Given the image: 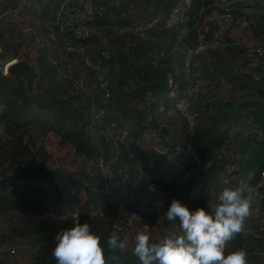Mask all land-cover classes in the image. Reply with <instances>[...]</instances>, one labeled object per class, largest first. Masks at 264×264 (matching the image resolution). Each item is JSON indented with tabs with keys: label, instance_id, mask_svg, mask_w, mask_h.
<instances>
[{
	"label": "trees",
	"instance_id": "trees-1",
	"mask_svg": "<svg viewBox=\"0 0 264 264\" xmlns=\"http://www.w3.org/2000/svg\"><path fill=\"white\" fill-rule=\"evenodd\" d=\"M30 1L33 0L25 1L26 4L19 8L16 1L9 0L8 4L0 6V11L6 10L8 5L11 12L25 16L21 11L30 4ZM91 1L94 5H103L105 2V0ZM176 1L178 0H138V5H143V18H147L149 5L156 12L166 13ZM212 1L190 0L193 21L207 13L205 11L197 15L201 3L210 4ZM62 2L63 0H40L42 8L39 7V4L34 3V8L40 11V16L33 17L30 24L32 30L25 33L26 36H23L22 31L19 30L23 36V42L17 45L20 48L17 53L19 55L23 52V57L30 56V54L34 55V62H36L39 73L33 93H25L22 81H14L8 76L0 75V126L2 127L0 129V219L2 217L6 221L8 217L14 218L10 222L12 229L9 230L7 238L21 241L30 248V251L33 252L29 256L31 264H56L51 254L55 245L54 238L61 229L72 226V214L74 212L79 213L81 223H88L91 230L101 237L106 264H131L129 260L135 256L126 250L132 249L133 246H128L126 252L119 249L113 250L107 246L108 236L113 232L118 233L117 229H113L119 220L114 207L119 205L121 197V175L118 170L113 171L112 169L110 174L102 176L95 172V165L91 168V174L74 168H69L66 171L53 169V158L47 149L51 143L49 140L54 137L58 140V147L66 149L65 159L74 161L69 156L72 149L77 156L83 155L82 160L87 159L95 162L94 159L99 154L93 146L88 144L87 107L101 98V92L93 90L92 101L83 99L78 95H71L66 90L69 81L60 76L65 68L62 66V69L56 70V67L46 62L41 51L30 53L33 51L35 42L36 21L41 23L51 16L55 18L58 6ZM130 2L131 0H126L123 7L113 10V15L117 17L116 20L96 17L90 24L93 27V33L88 34L85 40L76 39L75 33L71 29L67 33H55L56 39L59 40V36L68 37L72 43L85 47L86 53L94 59L97 57L98 50H101L102 36H110V31L114 28L131 27L132 22L139 18L135 11L129 12V19L127 20L123 16L119 17V15L126 13ZM18 9H20L19 12ZM25 13L27 12L25 11ZM235 24V27L238 28L241 23ZM158 27L154 26L148 30L147 38L143 40L128 32L125 39L119 43L120 46H126L131 41V45L126 48L127 51L122 53L121 48L117 47L116 51L121 53H117L114 60L105 63V66H108L110 78L107 92L111 93V98L108 100V105L115 112L114 120L121 127L126 123L129 126L126 146L140 164H143L148 157L154 158L147 154L148 151L145 150L143 153L138 150V147H143L147 143L149 125L147 128L144 126L146 119L150 117L152 120L154 119L152 103L147 105L145 94L146 91H149L152 97L157 96L162 89L164 75L167 72L179 71L178 66L172 64L171 49L175 37L185 26L180 24L170 30H161ZM99 28H102L103 32H99ZM242 30V36H235L233 32L230 38L249 39L250 33H246L247 28ZM196 39L194 29L183 38L188 46L193 45ZM253 41L255 42V40ZM17 53L14 57L18 56ZM69 55L67 61L69 58L77 60L71 54ZM207 56L212 57L209 65L211 61L212 63L215 61L214 65H216L217 56L224 59L225 53L208 52ZM174 64L177 65L178 62ZM259 68L261 70L256 68L252 72L255 77L250 74L245 75L250 77L247 86L241 84L239 85L241 89L237 85L235 86L237 95L240 91L241 94L243 92L249 93L248 96L251 94L255 100L241 101L242 103L236 104L231 103L235 100H230L224 106L219 104L218 107L216 103L203 102L197 108L200 111L198 128L206 125V122L213 118L214 113L216 115L222 110H229L232 113L243 111V114L252 117L259 130L264 131L263 65L261 64ZM75 69L77 72L83 70H80L79 65H76ZM134 76L139 79V83L134 82L132 85L129 82ZM175 77L178 78L179 76L176 75ZM200 78L202 79V77ZM90 79L91 77H89V81ZM208 97L210 98L211 95ZM36 110L45 111V119H49L48 112H54L52 114L53 121L45 122L44 119L39 118ZM139 114L141 121L138 124ZM129 119L131 122H128ZM100 129L103 131L105 127ZM97 140L99 144L103 145L100 136ZM198 140V143L211 141L207 134L199 137ZM36 142H39L40 145ZM28 145L36 148L31 150ZM46 145H48L47 148H45ZM204 147L206 148V145ZM104 148V157L110 155L114 160L123 164L128 152L122 149L114 157L110 149ZM242 152H247L248 155L246 167L264 172L263 141L246 140L243 143ZM145 154L147 157H143ZM142 170H145V167ZM106 179L108 195L102 192ZM168 179L172 181L175 178ZM90 182L92 183L91 186L89 185ZM176 184L177 181L174 180L171 186L176 187ZM157 185L160 193L158 195L151 194L154 198H167L169 196L168 191H175L169 186L168 180H161ZM140 188L142 190V187ZM262 196H264V187L254 192V198ZM172 197L178 200L177 193L173 194ZM197 197L200 201L194 206L203 208L209 204L212 208L205 193H198ZM247 238L248 236L237 234L228 244L231 243L233 247L236 246L241 249V242L243 243Z\"/></svg>",
	"mask_w": 264,
	"mask_h": 264
},
{
	"label": "built area",
	"instance_id": "built-area-1",
	"mask_svg": "<svg viewBox=\"0 0 264 264\" xmlns=\"http://www.w3.org/2000/svg\"><path fill=\"white\" fill-rule=\"evenodd\" d=\"M8 1L9 0H0V6L6 4ZM14 1H16L18 7L21 8L22 5L26 4L25 1L27 0ZM253 1L260 5H264V0ZM247 2L248 0H218L213 7L201 5L197 11V15L205 11L207 13L201 19L198 18L193 21V12L190 11L189 0H178L174 2L166 13H160L159 11L156 12V10L154 11L149 5V14L147 15V18H143V5H138V0H131L128 4L126 13L119 15V17L123 16L127 20L129 19V12L135 11L139 18L132 22L131 27L127 26L121 29L114 28L110 31V36H102L101 50H98L97 57L92 59L95 62V64L92 65L90 60L92 56L86 53L85 47L80 44L72 43L68 37L59 36V40H57V35L55 33H67L68 30L71 29L75 33L76 39L80 38L85 40L87 39L88 34L93 33V27L90 26V24L96 17H105L106 19L109 18L110 20H116L117 17L113 15V10L123 7L126 0H105L103 5H94L91 0H83L81 5L75 4V0H63L58 6L55 18L53 17L51 19L52 23H50L48 19L45 22H36L35 42L32 52H43L46 62H49L52 66L56 67V70L62 69V66L65 64L63 66L65 70L60 76L65 78V76L68 77L69 74L71 75V79H68L69 85L66 90L71 93V95H78L89 101H92L93 99V90L100 91L102 95L97 102L91 103L89 107H87V119L89 120L88 142L98 151V157L94 159L95 162L83 159L82 162L76 163L71 159H65V156H59L60 162L58 163V169L65 171L69 168H74L75 170L81 169L84 173L91 174V168L95 165V172L102 176H106V174H110V171L113 169V164L117 163L118 165H121L118 160H114L110 155L104 157V147L110 149L113 156L116 157L118 155L119 147H126L125 141L129 136V126L127 123L121 127L114 120L115 112L110 109L108 105V100L111 98V94L107 92V89H109L110 78L108 74V66H105V63L114 60L117 53H125L127 51V45L120 46L119 43L125 39L128 32H130L132 36L143 40L147 38V31L154 26H159L158 29L161 30H170L180 24L185 26L179 35L175 37V42L171 49V53L173 54L172 64L178 66L179 71L167 72L164 76V80L169 92V98L172 100L171 105H173L178 111L179 120L181 119L184 123L187 136H191L198 120L199 110L191 112L187 100L174 99L173 92H176L177 88L174 78L178 75L179 77L177 78V81L179 79L186 83L187 94L189 96L201 92L203 87L210 82V80L205 79L204 75L206 74L211 76L212 83L210 84V90H213L218 94L215 99L223 96L224 93L229 90L230 86L221 78L220 73L211 63L208 68L203 67L202 59L206 56L210 46L214 49L219 48L221 40L228 35L229 31L232 29L233 19L230 12L238 5L245 6ZM19 11L20 9H18V12ZM11 14L18 16L16 12H11ZM212 20L219 21L221 26L212 36L210 44H203L198 41L196 45L188 46L184 42L183 38L189 31L193 29H202L205 21ZM242 25H245V23H242ZM98 31L103 32V29L99 28ZM241 42L245 41L232 40V44L236 45L241 44ZM129 43L131 44V41H129ZM246 44L248 45L244 46L246 49V57L253 58L254 56L253 61H255L256 58H264V45L255 47L249 42V40H246ZM117 47L121 48V52L116 51ZM69 54H71L72 57L77 58V60L69 58L67 61V56H70ZM13 61L15 60L6 63L5 67ZM175 62H178V64L175 65ZM99 63L101 64L99 65ZM69 65L73 66L71 70H69ZM76 65L80 66V70L84 67H88L91 70V74L94 75V78L92 79L91 77L90 81L85 82L80 76L81 72L76 71ZM200 77H202V79ZM134 82L139 83V79L136 78V76H134L129 83L134 85ZM218 88L221 89L217 90ZM145 95L147 98V105L148 103H152L153 106L154 97L151 96L152 94L147 91ZM166 116L169 118L171 117V119L176 118V114H173L171 110L166 112ZM103 126L105 129L102 131L99 128ZM251 128V121L248 120L243 130H245V132H251ZM258 135H260V133H258ZM99 136L105 146L99 145L97 140ZM144 148L148 151L147 154L152 153L155 156H164L168 150L166 147H163L162 145L160 146L157 138H154L151 133L147 134V143ZM185 153L192 161H196L194 154L187 145ZM220 154L225 156L223 149L220 150ZM69 156L70 158L75 159L76 154L74 149L69 152ZM59 158H53V169H56L55 165ZM128 158L131 159L132 157L128 155ZM217 158L219 159L220 156ZM236 161V156L232 155L228 157L227 160L221 164L222 169L216 173L215 178L223 185H229L230 182L234 180L233 176L238 172ZM134 162L135 164L130 165L129 161H127L119 168L118 173L121 175V185L124 187L130 186L133 189L135 185H139L143 181L149 180L147 190L142 194L146 196H149L150 194H159L160 189L157 184L164 177L163 174L168 172V168H164L162 172L159 170L157 176H149V172L150 170L153 171L152 168L154 166L150 157H148L143 164H140L138 160H134ZM144 167L145 171L142 170ZM261 177L262 178L257 183L256 188L264 185L263 173H261ZM220 182H217L216 186L208 188L205 192V196L210 201L212 208L216 207L218 203V197L221 192L218 190L221 187ZM243 187L249 192L252 191L246 181L244 182ZM121 192L124 194V200L126 201L123 207H126L128 205L127 202L132 201V199L135 198V195L128 194L124 188L121 189ZM126 195H128V197H126ZM139 198L141 199L142 196L140 195ZM151 202H153V199ZM149 207L151 213L145 214L144 216H136L129 210H123L119 214L121 216L120 222L126 225L127 235L124 238H127L128 242L131 238L135 237L138 230H146L153 242L159 241L166 235L175 234L174 228L164 226L162 223L160 215L162 210L153 206ZM262 218H264V203L257 205L253 204L251 215L245 219L244 227L240 234L253 239L262 238L264 232V229L260 224ZM248 222L255 223L256 225L250 227ZM5 239L13 240L11 238ZM12 244L14 247L9 244L8 246H4V242H0V264H16L17 261L21 259V256H23L24 260L27 259L30 261L29 256H24L27 252V250L24 249L26 246L24 243L13 240ZM15 249L19 252L16 253ZM252 250L264 260V248ZM247 253V260H249L251 258L249 251H247Z\"/></svg>",
	"mask_w": 264,
	"mask_h": 264
},
{
	"label": "clouds",
	"instance_id": "clouds-1",
	"mask_svg": "<svg viewBox=\"0 0 264 264\" xmlns=\"http://www.w3.org/2000/svg\"><path fill=\"white\" fill-rule=\"evenodd\" d=\"M217 1L218 0H213L210 4L201 3V5L213 7ZM251 4L264 7V5H260L253 0H248L245 6H236L235 9L230 12L233 19L232 29L229 31L228 35L221 40L219 48L214 49V51H209L225 53V58H222L223 60L221 59V68L215 67V61L213 63L211 61L214 68L220 73L221 78L230 86L229 90H227L223 96L215 99L218 94L213 90H210V84L212 83L210 75H204L205 79L210 80V82L203 87L201 92L193 96L187 94L186 83L179 79L177 81V77L174 78L177 84L176 92H173L174 99L187 100L191 112L196 111L203 102L210 104L216 103L218 107L219 104L224 106L228 101L230 102V100H235L231 103L236 104L241 102L243 97L248 96L249 93L246 94L243 92L241 94V91L237 95L236 84L229 80L228 77L231 76V72L241 76L250 74L255 77L252 72L256 70L260 62H264V58H256V60L253 61L254 56L253 58L246 57V49L244 47L248 46L246 40H249V42L255 47L264 45V42L256 44L252 39L248 38L244 40H242V38H230V35L233 33L234 27L236 26L235 23L240 22L241 29H246L250 26L251 22L248 17L250 15L249 9ZM236 11L241 12V16L238 18L235 17ZM205 15L206 14H204V16ZM212 21H214L217 26L211 32L210 40L208 42H203L202 35L199 34L202 30L206 31L204 25L207 21H205L202 29L194 30L197 39L193 45H196L198 41L203 44L211 43L212 36L221 26L219 21ZM242 23H245V25H242ZM260 31L264 34V21L260 26ZM230 39L245 42L236 45L232 44ZM235 48L239 51L234 50L232 52V49ZM127 54L130 55L129 52H127ZM210 58L212 59V57ZM203 67L205 68L204 63ZM256 78L259 77L256 76ZM237 86L241 89V86ZM131 88L134 89V87ZM209 95H211L210 98L208 97ZM249 96H251V94ZM153 97L154 104L152 106V113L154 114V119L152 120L151 117L149 119L147 118L144 126L147 128L149 125V133H151L154 138H157L160 146L162 145L168 150L164 156H155L152 153H148V155L154 157L153 159L150 157L154 166L152 168L153 171L150 170L149 176H157L159 170L162 172L164 168L167 167L168 172L164 173V177L161 179L167 180V178L172 175L174 168L178 166L179 161L185 159L187 162L184 173L185 179L193 174V170L209 175L206 179L207 185L201 192L205 193L208 188L216 186L217 182H220L215 178V175L222 169L221 164L232 155L237 157L236 162L238 165V172L233 176L234 180L231 181L229 185H223L220 182L221 187L218 190L221 192L218 197V203L216 207L211 208V211H206L201 207L196 208L194 211H190L189 208L179 200L173 199L167 208L165 216L169 221H173L172 224L166 226L174 228L175 234L166 235L159 241L153 242L146 230H138L135 237L131 238L128 242L127 238L123 239L120 235V231L118 232L117 230L118 233L113 232L108 236L107 246L113 250L119 249L120 251H125L128 246H133V255L138 258L140 264H248V253L245 249H242L243 244L241 245V249L236 246L233 247L232 245L228 253H226V245H228V242L234 239L237 234L242 232L245 219L251 215L252 205L264 203V196L254 198V192L264 187V185H262L256 188L257 183L262 178L261 173L264 174V172L252 169L245 170L246 164H243V160L247 161V158H243L244 152H242L243 143L246 140H251L248 136L252 134L256 136V138L254 137L252 139L264 142V131L259 130L255 126L252 117L246 116L245 113L243 114V111L232 113L229 110H222L219 114L216 113L215 115L214 113V116L211 119V121L213 119L214 121L217 120L218 123L215 132H198V114V120L195 124L192 135L187 136L184 123L181 119L179 120L178 111L173 105H171L172 100L169 98V92L164 78L162 89L157 96L154 95ZM262 100L264 101V99ZM169 110H171L173 114H176V118L171 119V117L169 118L166 116V112ZM248 120L251 121V132H245V130H243ZM180 124L183 129L181 132H177ZM88 126L89 120L87 119V132ZM219 129H223L224 131V134L220 137L217 133V130ZM258 133H260V135H258ZM205 134L210 137L211 141L198 143L199 137ZM183 138H185L184 141ZM234 138H238L236 142H234ZM88 144L91 145L89 142ZM126 144L127 142L125 141V145ZM186 145L189 146L196 161H192L185 153ZM204 145H206V148ZM101 146H105V144ZM240 147L241 150L238 149ZM122 149L125 152H128L123 163L129 161L130 165L135 164L134 160L137 159L128 151L127 146H120L118 154ZM221 149L224 150L225 156L220 154ZM138 150L145 153L144 146L138 147ZM128 155L132 158L129 159ZM218 156H220L219 159L217 158ZM143 157H147L146 154ZM161 164L162 166L156 170L155 168ZM119 166H123V164L121 163L118 167ZM106 181L107 179L105 180V184H103L105 188L107 186ZM245 181L252 191L249 192L243 187ZM148 184L149 180H145L141 184L135 185L133 189L130 186H125V188L121 185V189L124 188L128 194L135 195V198H133L132 201L127 202L128 205L126 207H123L126 201L124 200V194L121 192L120 203L118 206L114 207L115 213L119 215L123 210H129L136 216H144L145 214L140 213V209L147 206H153L156 208L155 203L159 206L157 209L162 210L163 203L160 202L158 197H156V200L151 194L149 196L142 194L147 190ZM140 187H142V190ZM140 195L142 196L141 199L139 198ZM126 197H128V195H126ZM152 199L153 202H151ZM162 213L163 211L160 212L161 218ZM175 221H179V224ZM248 223L250 227L256 225L255 223ZM260 224L263 227L264 218L260 220ZM54 239L55 245L51 250V254L55 259L56 264H106L101 237L91 230V226L88 223L80 222L78 212L72 214V226L61 229ZM247 239L253 238L248 237ZM254 240H264V232L262 238ZM262 248H264V245L261 248L254 247L253 249L259 250Z\"/></svg>",
	"mask_w": 264,
	"mask_h": 264
},
{
	"label": "rangeland",
	"instance_id": "rangeland-1",
	"mask_svg": "<svg viewBox=\"0 0 264 264\" xmlns=\"http://www.w3.org/2000/svg\"><path fill=\"white\" fill-rule=\"evenodd\" d=\"M82 1L83 0H75V2H76L75 4L81 5ZM9 3H11V2H9ZM34 3L35 4H39V7L42 8L41 7L42 4H40V0L30 1V4L26 8H24L27 13H25V11H24L23 8H22L23 10L21 9L22 10L21 11L22 14H24L25 16H20V15L15 16V14H11V10H9L8 5L6 6V8H7L6 10L3 9L2 11H0V75L1 76H5L4 75L5 74V64L8 63L11 60H25L28 64H33L35 66V69H36L37 73H38V69L36 67V62H34V59H35V56L34 55L30 54V56L23 57V52L21 54H19V55L17 53L18 50L20 49V48H18L17 45L19 43L21 44L23 42V36H26L27 35L25 33H27V32H29V31L32 30L30 24H31V21H32L33 17L36 18V17L40 16V11H38V10H36L34 8ZM52 18H53V16H51L50 18H48V20H49L50 23H52V21H51ZM19 30H21L22 33ZM253 30H255V28ZM130 45L131 44L129 43L127 45V47H129ZM209 51H214V48L212 46H210L209 49H208V51H207V53ZM27 52H28V50H27ZM16 53H17L18 56L14 57ZM30 53H33V52H30ZM207 53H206V56L202 59V65H203L204 62L207 61L206 60L207 59ZM90 60H91V65L92 64H95V62L92 60V57H91ZM100 64L101 63H99V65ZM72 67H73L72 65H69V70H71ZM215 67H217V68H221L222 67V64H221L220 59L217 60ZM76 75H78V74H76ZM70 76L71 75L69 74L68 77L65 76L64 79L65 80L71 79ZM80 76L85 80V82H88L89 81V77H92V79L94 78V75L93 74L91 76V70L88 67L87 68L86 67L83 68ZM22 83H23V81H22ZM23 85H24V83H23ZM35 85H36V81L34 83V87H35ZM219 89H221V88H218L217 90H219ZM253 94H255V93L253 92ZM243 100H245V101H243ZM250 100H255V98H253L251 96H248V97L245 96V97L242 98L241 101L242 102H246V101H250ZM36 111L38 113L39 118L44 119L45 122L46 121H48V122L53 121L52 120V116H53L52 114L54 112H48L49 119H45V116H46L45 115L46 114L45 111H40V110H36ZM217 125H218L217 120L214 121V119H213L211 121V119H209L206 122V125H203L200 128H198V126H197V130H198L199 133L200 132L205 133V132H211V131L212 132H215V130L217 129ZM0 129H2L1 126H0ZM217 133H218V136L220 137L222 134H224V131H223V129H219V130H217ZM254 137L256 138V136L253 135V134L250 135V136H248V138H251V139L254 138ZM51 138L52 139L49 140L51 142L49 144V147L47 148L48 145H46L45 148L48 149V152L50 153V155L52 156V158H59V156H66V152H67L66 149L65 148L58 147V143H57L58 140L56 138H54V137H51ZM234 139H235L234 142H236V140L238 138H234ZM36 143H39V142H36ZM39 145H40V143H39ZM28 146H29V148L31 150H34V148H36V147L31 146V145H28ZM91 146H93V145L91 144ZM238 149L241 150V147L238 148ZM104 150H105V148H104ZM246 153L247 152H244L243 153V155H244L243 158H247L248 157V155ZM82 158H83V155H78V156L76 155L75 159H73V160L76 163H80L82 161ZM59 162H60V158L58 159L57 164L55 165V167L57 169L59 168V164H58ZM245 163H246V160H243V164H245ZM120 167L121 166L118 167V164L117 163L113 164V171L119 170ZM89 185L91 186L92 183L90 182ZM178 185L179 184L177 183L176 184V187H174V186H170V187H172L175 191H177L178 188H179ZM102 190H103L102 192L104 194L108 195V193H109L108 192V186H106V188L105 187H102ZM177 194L180 195L179 193H177ZM173 198L174 197H172L171 199H163V198L160 199V202L163 203V208H162V211H163V213H162L163 221H162V223L164 224V226L173 223V221H169L166 218V216H165V213L167 211V208L169 207V205H170L171 201L173 200ZM156 200H157V198H156ZM178 200L182 204H184L186 206V203L181 198L178 197ZM155 205H156L157 208H159V206H158L157 203H155ZM94 213H96V211H94ZM140 213H142V214L151 213V209H150L149 206H147V207H145L143 209H140ZM117 216L119 217V220L117 221V223H116L117 225L113 229H116L117 228L118 232L120 231V235L124 239V237L127 235L126 225H124V224H122L120 222L121 216L120 215H117ZM13 220H14V218H11V217L6 218V221L7 222L4 219H2V217L0 219V242H4V246H8V244H9L12 247H14V245L12 244L13 240H6L5 239L8 236L9 230L12 229V226H11L12 224L10 222L13 221ZM175 222H177V224H179V221H175ZM263 228H264V225H263ZM246 242H247V239L244 241L243 248L242 249H245L246 251H249V255H250L251 258L256 257L257 260H260L261 261L262 260V257L259 256V255H256V253H254V250H251L255 246L251 248V247L247 246V243ZM24 249L27 250V252H26V254L24 256H30L33 253L32 251H30V248L27 247V246H25ZM15 251H16V253L19 252L16 249H15ZM126 251H128L130 253H133L132 252V249H128ZM251 258L248 260L249 262L251 261ZM25 260H24L23 256H21V259L19 261H17L16 264H31V259H30V261L27 260V259H25ZM129 261H130L131 264H140V262H139V260H138V258L136 256H135V258H133V259H131Z\"/></svg>",
	"mask_w": 264,
	"mask_h": 264
},
{
	"label": "crops",
	"instance_id": "crops-1",
	"mask_svg": "<svg viewBox=\"0 0 264 264\" xmlns=\"http://www.w3.org/2000/svg\"><path fill=\"white\" fill-rule=\"evenodd\" d=\"M249 11H250V15L248 18L251 22V25L248 26L247 31H246V32H248V34L250 33L249 39L255 40L256 44H259L260 42L263 43L264 42V34L260 31V26L262 25V23L264 21V7H259L255 4H251ZM240 16H241V12L236 11L235 17L238 18ZM235 28H234L233 34L235 36H239V37L242 36L243 30L241 29V27L236 28V31H235ZM254 28H255V30H253ZM253 31H255V32L253 33ZM234 50H238V49H236V48L232 49V52ZM218 59H220V61H221L222 57L217 56V60ZM261 64L263 65V68H264V62H260L258 67H257L258 70H261V68H259V66ZM263 74H264V72H263ZM228 78L234 84H236V85L243 84V86H247L248 82L250 80V77H248V76H241V75H238L236 73L233 74L232 72H231V76H229ZM140 121H141V116L139 114L138 115V124L140 123ZM128 122H131V120L129 119ZM182 129H183L182 125L180 124L178 126L177 132L178 131L181 132ZM184 140H185V138H183V141ZM186 164H187L186 160L182 159L179 161L178 166H176L174 168L172 175L169 178H172V177L175 178L174 180H175V182L177 181V183L179 184L178 185L179 188L176 192L175 191H170V192L168 191L169 196L167 198L163 197V199H170L173 196V194L179 193L180 195L177 194V197L181 198L186 203V206L189 208L190 211H194L196 208H198L194 205H197V203L200 201V199H198V197H197V194L201 193L204 190V188L206 187V185H207L206 179L209 177V175L206 173H200V172H196V170H193V174H191V176H189L188 178L185 179L184 173L186 170ZM161 166H162V164L158 165L155 169L157 170ZM249 169L250 168H248V167L245 168V170H249ZM167 180H168L169 186H171V183L174 180L171 181L168 178H167ZM159 199H161V198H159ZM203 208L206 211L207 210L211 211V207L209 204L207 205V207H203ZM243 243L241 242V245ZM246 243H247V246H249L251 248L254 246L256 248H261L264 245V240L247 239ZM231 246H232L231 243L226 245V253L229 252ZM248 264H264V260L260 261V260H257V258H252L250 262L248 261Z\"/></svg>",
	"mask_w": 264,
	"mask_h": 264
},
{
	"label": "water",
	"instance_id": "water-1",
	"mask_svg": "<svg viewBox=\"0 0 264 264\" xmlns=\"http://www.w3.org/2000/svg\"><path fill=\"white\" fill-rule=\"evenodd\" d=\"M217 24L214 21L205 22L204 27L206 31H200L202 41L208 42L210 40L211 32L216 28ZM14 81H23L24 91L26 94H32L34 83L38 79V73L33 64H28L25 60H15L5 67V74Z\"/></svg>",
	"mask_w": 264,
	"mask_h": 264
},
{
	"label": "bare ground",
	"instance_id": "bare-ground-1",
	"mask_svg": "<svg viewBox=\"0 0 264 264\" xmlns=\"http://www.w3.org/2000/svg\"><path fill=\"white\" fill-rule=\"evenodd\" d=\"M231 40V42H232V39H230ZM207 61L206 62H204V66H205V68H208L210 65H209V61H210V57H208L207 56V59H206ZM8 65V64H7ZM6 65V66H7Z\"/></svg>",
	"mask_w": 264,
	"mask_h": 264
}]
</instances>
